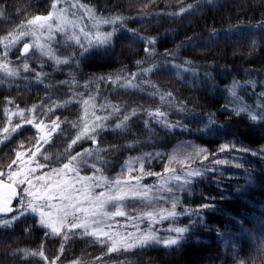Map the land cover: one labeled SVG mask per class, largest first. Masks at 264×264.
<instances>
[{
	"label": "trees",
	"instance_id": "trees-1",
	"mask_svg": "<svg viewBox=\"0 0 264 264\" xmlns=\"http://www.w3.org/2000/svg\"><path fill=\"white\" fill-rule=\"evenodd\" d=\"M81 2L91 7L97 16L119 15L126 18L124 26L117 27L109 46L92 50L81 58L78 67H69L78 72L74 76L79 85L91 78L98 79L97 83H91L86 94L101 93L99 98L96 96L98 104L110 102L122 105L121 113L131 112L133 108L155 110L159 107L168 113L170 120L180 119L192 130L169 133L152 124L155 133H149L143 123L147 116L141 111L129 120L127 132L103 131L98 145L110 149L102 153L108 161L107 175L118 171L129 157L155 151L161 152L163 157L146 162L145 169L163 173L168 154L183 141H190L208 153L207 160L196 158L192 167L219 169L216 173L209 172L197 178L191 192L176 193L181 199L178 211H183L185 207L195 209L204 203L215 204V208L203 210V221L197 220L180 244L167 248L161 245L137 247L132 251H119L113 257L105 256L103 260L116 259L112 264H239L240 261L264 264V251L259 249L260 242L264 240V159L231 149L219 151L221 144L233 143L253 150L264 148V122H254L247 113L235 115L225 109L231 97L228 89L234 81L239 84L237 96L247 102L246 105H251L248 90L255 94L257 104L264 101V96H260L264 88L256 87L258 82L264 83V0ZM188 5L194 6L192 10L171 15ZM0 8L3 9L1 17L7 15L11 24L16 25L24 20L23 15L47 14L50 0H0ZM112 27L109 25L108 30ZM142 37L155 38V44L147 45ZM145 47L154 49V54L149 56L145 53ZM165 53L172 55L166 56ZM186 60L191 62L196 74L189 72L177 76L172 63L183 64ZM137 61L143 63L138 65ZM153 65H156L153 71L142 79L150 80L155 88L140 84L138 88L125 89L114 87L110 81L99 80L100 77L115 78L118 75L130 77L139 68ZM61 70L58 72L62 73ZM58 72L53 73L51 80L45 81L50 87L59 84L52 89L41 85L12 89L0 84V113L9 99L13 101L12 105L25 109L41 104L46 97L47 105L52 100L68 99L71 91L66 84L59 83L64 79ZM54 89L57 96L52 95ZM156 89L165 94L171 92L174 97L172 103L162 104L159 94H148ZM178 104H182L186 111H177ZM42 109L44 107L38 111L39 115ZM75 112L76 107L71 105L56 111L54 115L72 119ZM209 117L216 120L217 125L203 133L198 132L197 129L203 128ZM116 122V117L107 121L113 127ZM34 133L32 129L25 128L0 147V171H8V165L15 158V150L21 142L24 148L31 147ZM150 135L153 137L151 140ZM130 143L134 144L132 148L127 147ZM91 147L92 143L87 142L73 151ZM233 157H239L243 166L236 168L232 163L217 165L213 162L216 159L230 161ZM175 167L179 169V165ZM249 174L254 177L251 184L245 180ZM156 179L155 176L146 177L142 183H155ZM238 187L240 191H237ZM190 219L182 216L177 224L186 226ZM44 232L31 219L16 224L12 229H0V264H34L31 256L25 257L23 252L17 250H38L42 244L45 254L51 259L60 255L62 241L51 236L45 238ZM85 243L72 242L68 251L61 256L62 260L82 252ZM87 251L90 252L88 257L99 256L101 252L97 248Z\"/></svg>",
	"mask_w": 264,
	"mask_h": 264
},
{
	"label": "snow or ice",
	"instance_id": "snow-or-ice-1",
	"mask_svg": "<svg viewBox=\"0 0 264 264\" xmlns=\"http://www.w3.org/2000/svg\"><path fill=\"white\" fill-rule=\"evenodd\" d=\"M193 7L188 5L187 8H182L178 13H171V15H181L192 10ZM2 13L3 9L0 8V14ZM85 17L88 18V23L85 22ZM125 19L119 15L97 16L95 11L81 0H50V9L46 15L32 16L15 30L0 36V46H2L0 84L21 78L22 67L24 72L35 73L37 84H43L45 88L50 87L45 83V77L48 74L41 71L46 62L50 61L55 66V71L61 70L60 65L75 64L78 67L81 58L92 49L106 48L111 44L117 27H123ZM104 25L113 27L111 30H104ZM141 39L145 40L149 46L155 44V38L142 37ZM21 44L22 48L19 49L18 57L21 59V66L15 67L8 59V55ZM61 49H70V53L62 52ZM144 51L149 56L154 54V49L151 47H145ZM165 55L171 56L172 53H165ZM33 57L40 60L38 66L40 70L30 67L28 59ZM142 63L137 61L138 65ZM154 67L156 65L141 67L130 77L118 75L115 78L100 77L99 80L110 81L114 87L125 89L138 88L140 84L155 88L150 80L142 79L143 76L151 73ZM172 67L176 69L177 76L189 72L196 74L191 67V62L187 60L183 64L172 63ZM23 78L28 79V77ZM138 79L139 83H137ZM95 80L96 78H92L89 83ZM59 83L79 87L74 75L71 79L59 81ZM84 87L87 88L88 83ZM238 87L239 84L234 81L228 89L232 99L225 105V109L235 115L247 113L252 121L264 122V101L258 103L255 108L244 104L237 96ZM148 94L150 96L159 94L162 104H171L174 99L171 92L165 94L158 89ZM260 96H264V92H261ZM47 99L46 97V101ZM46 101L33 105L29 110L21 109L18 105L15 108L5 106L0 113V126H2L0 127V144L12 139L24 125H30L36 133L31 147L24 148L21 142L20 147L15 150V159L8 165V171H0V229H12L16 221L31 215L38 218L40 228L47 230L43 233L45 238L50 236L62 238L60 255L55 259L45 254L43 244L38 250L18 249L17 252H23L25 257H38L44 264H58L65 252L66 243L73 236L92 237L97 243L106 247V253L118 252L121 249L130 251L133 248H144L152 244L163 245L166 248L172 247L186 238L185 234L197 223V220L203 221L204 209L215 208V204L204 203L195 209L185 207L183 211L177 210L181 199L176 193L191 192V186L197 178L204 177L209 172L219 171L217 168L192 167L196 158L207 160L208 153L206 149L190 141L179 143L168 154L163 173L145 169L146 162L163 157L159 151L129 157L120 172L112 177L107 175V159L100 155L109 152L110 149L92 147L73 154L74 146L82 140H90L92 145H97L100 134L105 130L127 132L129 120L138 116L141 111L147 116V119L143 121L144 126L152 134L155 133V129L151 127L152 124L158 125L169 133L177 130L191 132L187 124L180 119L170 120L168 113L159 107L155 110L133 108L131 112L121 113L122 105L110 102L97 104L96 97L92 94L85 96L84 93L74 92L70 99L62 103L52 100L53 106H47ZM73 102L80 104L82 109L80 119L71 123L72 128L77 130L76 135L74 138H69L67 147L60 154L67 157L66 162L57 157L56 163L59 166L52 167L44 163L51 159L44 154L47 151L45 146L53 142L54 134L59 136L65 134L62 125L68 121L67 118L61 120L59 116L51 119V116L57 108L66 107ZM12 104L13 101L9 99L7 105ZM43 107H47L43 116L50 119L51 123H46L44 118L37 115ZM176 108L179 112L186 111L182 104L176 105ZM99 112H105V114H98ZM16 117L19 118L18 122H14ZM113 117L117 119L114 127L107 123ZM216 125L217 121L209 117L204 127L198 128L197 131L203 133ZM152 138L150 135L149 140ZM133 146V143L127 145L129 148ZM115 147L112 146V148ZM229 149L236 153H250L252 156L264 159V148L253 150L233 143L221 144L219 151L225 152ZM89 157L94 159L90 160ZM213 162L217 165L232 163L236 168L243 166L239 157H233L230 161L216 159ZM175 165H179V169ZM84 167L92 169L91 174H82ZM45 168L48 169L47 172L40 171ZM152 176L157 178L155 183H142L146 177ZM245 180L246 183L251 184L254 177L249 174ZM237 191H240L239 187ZM206 199L214 200L215 197H206ZM14 200L16 204H13ZM129 201L137 202L131 206L132 210L136 211V215H132L129 210ZM182 216L191 218L188 225L178 226L177 222ZM117 217H124L126 223L120 224L116 220ZM145 221L146 226L141 228V224ZM165 221L169 222L164 229L168 235H159L161 230L156 226L163 225ZM259 249L264 251V240L260 242ZM36 264H39V261ZM72 264H79V261H73ZM239 264H245V262L240 261Z\"/></svg>",
	"mask_w": 264,
	"mask_h": 264
},
{
	"label": "rangeland",
	"instance_id": "rangeland-1",
	"mask_svg": "<svg viewBox=\"0 0 264 264\" xmlns=\"http://www.w3.org/2000/svg\"><path fill=\"white\" fill-rule=\"evenodd\" d=\"M50 9V8H49ZM49 11V10H48ZM48 13V12H47ZM17 15V13L15 14V16ZM46 15V14H45ZM32 16H35V15H23V21H21V22H19V23H17L16 25H12L11 24V21H9V17L7 16V15H5L4 14V16H2L1 17V15H0V36H3L2 35V33H9V32H11V31H13V30H15L19 25H21L22 23H25L26 22V20L28 19V18H31ZM85 22L86 23H88V18L87 17H85ZM7 24V27L5 26ZM89 26H90V24H89ZM2 27H5L4 29L2 28ZM108 27H109V25H104L103 26V29L104 30H108ZM28 39H30V38H28ZM22 47V44L21 45H17V48H14L10 53H9V55H8V59H10L12 62H13V66H15V67H20L21 66V59H18V57L20 56L19 55V49ZM99 49H103V48H99ZM92 50H94V49H92ZM91 50V51H92ZM0 51H2V46H0ZM61 51L62 52H68V53H70V49H61ZM90 51V52H91ZM28 63H29V65H30V67H32V68H37L38 70H40L39 68H38V66H39V64H40V60L39 59H37V58H35V57H33V58H31V59H28ZM54 65H52L51 64V62L50 61H48V62H46V64H45V67L41 70V71H43L44 73H47L48 75L45 77V81L46 80H51L52 79V75H53V73L55 74V72H58V71H55L54 70ZM60 67H62V70H61V72L62 73H60V72H58V74H59V76H61L62 78L61 79H64V80H69V79H71V77L70 76H73V75H75V74H77L78 72H76V70H74L73 68H76L77 66L75 65V64H71V65H60ZM69 67H73L72 69H70ZM75 71V72H74ZM20 76H21V78H18V79H15L14 81H11V82H5V83H3V85L4 86H6V87H10V88H12V89H19L20 87H23V88H29V87H34V86H44L43 84H37L36 82H35V73H33V72H24L23 71V69H22V67H21V71H20ZM23 77H28V79L26 80V79H24ZM50 78V79H49ZM92 79V78H91ZM90 79V80H91ZM90 80H88V82H86V83H88V87L87 88H85L84 87V85L86 84V83H83V84H80L79 85V87H75V86H69V85H66L67 86V88L68 89H70V91L71 92H69V94H68V99H70L72 96H73V93L75 92V93H84L85 94V96H87L88 94H86L87 92H88V89L90 88V85H91V83H93V82H91V83H89V81ZM96 81H98V79H96L95 81H94V83H97ZM261 82V81H260ZM260 82H258V84L257 83H255V84H257V89H261V88H264V83H263V81L260 83ZM57 85H59V84H57ZM57 85H53L52 87H54V86H57ZM63 85V84H62ZM52 87H48L47 89H52ZM95 87H97V86H94V88ZM132 89V88H131ZM55 91V92H54ZM54 91H52V95H54V96H57V90H55L54 89ZM95 91V90H94ZM138 92H139V90H138ZM92 95H94L95 97L97 96V98H99L100 96H101V93H93ZM248 97H249V104L251 103V105H249V106H251V107H253L254 105H256L257 104V101L255 100V94L253 93V91H250V90H248ZM68 99H66V100H68ZM232 99V97H230V100ZM65 100H63V101H56L57 103H62V102H64ZM244 104H246L247 102H245V101H243V100H241ZM96 103L98 104V101H97V99H96ZM74 106V107H76V112H75V116L72 118V119H68L67 118V121H68V123H66V124H63L62 125V128L65 130V134L63 135V136H59V135H53V142L51 143V144H49V145H46L45 146V149H47V151H45L44 152V154L45 155H48L49 157H51V159L50 160H48V161H44V163H46V164H49V165H51L52 167H54V165L55 164H57L56 163V160H57V157H59L62 161L64 160L65 162H66V159H67V157H65V156H61L60 154L64 151V148H66L67 147V142H69V138L71 137V138H74L75 137V135H76V129H74V128H72V126H71V123L73 122V121H78L79 119H80V116H81V114H82V109H81V105L80 104H78V103H69L66 107H63V108H57L56 110H55V112L56 111H59V110H64V109H66L67 107H69V106ZM47 106H53L52 105V101H49V104L47 105ZM6 107H9V108H15V106L14 105H7ZM4 108V107H3ZM32 107H28V108H21V109H25V110H29V109H31ZM47 111V107H44V109H42V111H41V113H40V115L39 114H37L40 118H44L45 119V122L46 123H51V120L50 119H48V118H46V117H44L43 116V114L45 113ZM55 114V113H54ZM52 115L51 116V119H56V116L55 115ZM98 114H101V115H103V114H105V112H99ZM61 120H64L65 118H60ZM18 120H19V118L18 117H16V118H14V122H18ZM25 128H30V129H32L34 132H35V129H33L30 125H24V127H22L19 131H21V130H23V129H25ZM18 131V132H19ZM17 132V133H18ZM17 133H15V134H17ZM14 134V135H15ZM35 135H36V133H34ZM13 135V136H14ZM7 141H5L4 143H2V144H0V147L3 145V144H5ZM92 143L90 140H82V141H80L77 145H75L74 146V148H73V150H75V149H77V148H79L81 145H83L84 143ZM98 143H99V141H98ZM30 147V146H29ZM92 147H100L98 144L97 145H92ZM91 147V148H92ZM84 150V149H83ZM83 150H77V151H73V154H75L76 152H82ZM101 156H102V153L100 154ZM15 159V158H14ZM40 159L42 160V157H40ZM88 159H94V157H89ZM13 167H15V165L13 166ZM56 167V166H55ZM121 167H122V165H121ZM121 167H120V169L118 170V171H116L115 173H113V174H111L110 175V177H112V176H115V175H117L119 172H120V170H121ZM45 169H47V168H45ZM45 169H42V170H40V171H43L44 172V170ZM47 171V170H46ZM87 171H89V172H92V169H90V168H87V167H84L83 169H82V172H87ZM21 187H23V185L21 186ZM135 203H137V202H132V201H129L128 202V204L130 205V208H129V210L132 212V215H136V211L135 210H132V207L131 206H133ZM14 204H16V201H14ZM17 207H19V205H16ZM29 219H31V220H34V223L36 224V227L37 228H39V229H41V230H43V231H47L46 229H43V228H40L39 227V224H38V218L37 217H34V216H31V215H26V216H24V217H22L20 220H18V221H16L15 222V224H14V226L16 225V224H18V223H20V222H24V221H26V220H29ZM116 220L117 221H119V223L120 224H124V223H126V221H125V218L124 217H117L116 218ZM146 221L143 223V224H141V228H143V227H145L146 226ZM168 221H165L164 222V224L163 225H157L156 227H158V228H160V232L158 233L159 235H168V233H166L165 231H164V229L167 227V225H168ZM129 230H131V229H129ZM77 231H79V230H77ZM173 235H175L174 233H173ZM52 238H55V239H59V240H61L62 241V238L61 237H56V236H51ZM75 243V242H77V243H79V244H83V243H85L86 244V247H84V249H83V251L82 252H80L79 254H75V255H72V256H70V258H68L67 260H62L63 258H61V261L60 262H58V264H72V262L73 261H79V264H112L113 262L115 263L116 261V259H114V261H106V260H103L104 258H105V256L106 257H109V256H111V257H113V256H116V254H118L119 253V251L118 252H113V253H106V247L104 246V245H101L100 243H97L92 237H85V236H73L71 239H69L68 240V242L66 243V245H65V251L67 252L68 251V249L70 248V246H71V243ZM152 245H157V246H159L158 244H152ZM84 246V245H83ZM148 246H150V245H148ZM161 246H163V245H161ZM73 247V246H72ZM145 247H147V246H145ZM91 248H97L98 250H100L101 252H100V255L99 256H90V257H88V255H90V252L89 251H87V250H89V249H91ZM133 249H135V248H133ZM133 249H131L130 251H132ZM120 251H124L123 249H121ZM82 255H84V257H82ZM97 257H101L102 259H100V260H97L96 258ZM56 258V257H55ZM54 258V259H55ZM117 258V257H116ZM32 259L33 260H31L32 261V263H34V264H36V262L37 261H39V264H44V262H43V260H39V258L38 257H32ZM112 260V259H111Z\"/></svg>",
	"mask_w": 264,
	"mask_h": 264
},
{
	"label": "flooded vegetation",
	"instance_id": "flooded-vegetation-1",
	"mask_svg": "<svg viewBox=\"0 0 264 264\" xmlns=\"http://www.w3.org/2000/svg\"><path fill=\"white\" fill-rule=\"evenodd\" d=\"M13 204H14V202H13Z\"/></svg>",
	"mask_w": 264,
	"mask_h": 264
},
{
	"label": "water",
	"instance_id": "water-1",
	"mask_svg": "<svg viewBox=\"0 0 264 264\" xmlns=\"http://www.w3.org/2000/svg\"><path fill=\"white\" fill-rule=\"evenodd\" d=\"M22 48V47H21ZM20 53V52H19Z\"/></svg>",
	"mask_w": 264,
	"mask_h": 264
}]
</instances>
